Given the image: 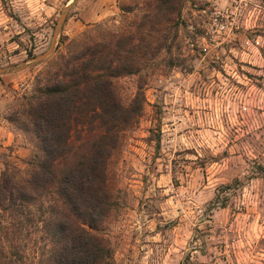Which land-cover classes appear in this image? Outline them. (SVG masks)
<instances>
[{
  "label": "rangeland",
  "instance_id": "1",
  "mask_svg": "<svg viewBox=\"0 0 264 264\" xmlns=\"http://www.w3.org/2000/svg\"><path fill=\"white\" fill-rule=\"evenodd\" d=\"M71 1L0 0V68L13 66L0 74V173L40 157L26 102L70 40L152 31L148 62L113 80L122 104L139 86L144 101L109 158L113 206L94 231L112 264H264V0H177L169 15L159 0H76L32 63ZM49 198L0 212V264L49 262Z\"/></svg>",
  "mask_w": 264,
  "mask_h": 264
},
{
  "label": "trees",
  "instance_id": "2",
  "mask_svg": "<svg viewBox=\"0 0 264 264\" xmlns=\"http://www.w3.org/2000/svg\"><path fill=\"white\" fill-rule=\"evenodd\" d=\"M159 1L156 13L176 10L177 0ZM147 32L109 30L106 39L82 35L70 40L61 62L38 76V93L26 102L41 155L25 175L0 173V212L19 215L32 200L50 196L47 264L113 263L111 249L94 226L113 206L107 187L109 158L144 101L139 86L128 105L122 104L113 80L136 74L148 62L153 42L147 34L153 32Z\"/></svg>",
  "mask_w": 264,
  "mask_h": 264
},
{
  "label": "water",
  "instance_id": "3",
  "mask_svg": "<svg viewBox=\"0 0 264 264\" xmlns=\"http://www.w3.org/2000/svg\"><path fill=\"white\" fill-rule=\"evenodd\" d=\"M76 0H72L71 3L67 4L63 9L62 11L60 12L59 14V17L56 21V24L54 26V29H53V33H52V37H51V41H50V45L48 47V49L42 53H40L39 55H36L35 57L32 58L31 62L32 63H40L42 62L43 60H45L47 57H49L55 50V47H56V43H57V37L60 33V30L62 28V24L65 20V17L68 13V10L69 8L73 5V3L75 2ZM21 66H23V63L21 64ZM13 69V66H10V67H2L0 68V74L2 73H5L9 70Z\"/></svg>",
  "mask_w": 264,
  "mask_h": 264
}]
</instances>
